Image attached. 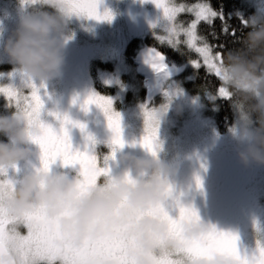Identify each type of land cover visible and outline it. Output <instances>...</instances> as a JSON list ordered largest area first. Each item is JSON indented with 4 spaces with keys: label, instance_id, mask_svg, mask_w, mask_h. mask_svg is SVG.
<instances>
[{
    "label": "clouds",
    "instance_id": "clouds-1",
    "mask_svg": "<svg viewBox=\"0 0 264 264\" xmlns=\"http://www.w3.org/2000/svg\"><path fill=\"white\" fill-rule=\"evenodd\" d=\"M43 6L51 10L37 8L22 14L3 45L21 79L37 84H45L59 74L69 23L63 0H46ZM248 28L241 47L225 53L221 73L237 106L234 135L239 158L245 165H264V17L251 19ZM163 114V108L154 112V122L159 123ZM39 135L40 127L30 123L24 111L15 109L0 115V136L7 137L0 140V176L6 178L9 169H15L34 154L32 139ZM120 159L137 173L132 182L128 175L108 176L82 194L79 175L70 177L64 172L37 168L25 173L13 190L5 189L0 205L14 221H22L26 213L36 208L42 209L49 220L58 223L62 243L72 248L122 230L120 235L134 244L127 250L134 264H154L155 257L174 254L183 247L180 240L169 234L168 224L148 212L164 205L174 169L157 154H125ZM212 226L201 218L184 221L182 240L198 239ZM9 230L14 231L11 226ZM5 246L4 264H23L15 241L7 239ZM181 259L184 264H235L231 257L221 254L211 259Z\"/></svg>",
    "mask_w": 264,
    "mask_h": 264
},
{
    "label": "snow or ice",
    "instance_id": "snow-or-ice-1",
    "mask_svg": "<svg viewBox=\"0 0 264 264\" xmlns=\"http://www.w3.org/2000/svg\"><path fill=\"white\" fill-rule=\"evenodd\" d=\"M25 6L43 5L46 0H21ZM67 5L69 16L94 18L97 20L111 19V14L105 12L103 15L98 11L102 0H63ZM151 2L162 11L164 21L162 30L165 35L157 36L161 43H167L173 48L185 46L189 51L195 52L198 59L191 61L195 68L204 67L208 74L215 76L221 83L217 89V95L224 99L233 97L232 91L225 86V77L221 73L224 60L225 44L209 42L207 37L198 32L201 23L210 27L219 18L222 22L224 16L221 12L213 9L210 3L199 2L192 6L176 3V0H151ZM191 14L194 18L187 24L178 21L180 14ZM245 25L247 21H242ZM222 33L235 36V29L229 33L226 23L223 24ZM214 39L219 41L218 34L213 30L210 33ZM183 37V39H182ZM152 67L157 71H165L164 57L156 51L150 53ZM0 79H3L0 76ZM43 84L25 82L21 79L18 85L15 83H0V96L7 101V106L24 111L29 122L36 123L41 129V135L34 137L32 142L38 146L40 152L41 167L37 170L49 171L50 166L59 159L63 166L79 165V176L82 178L79 184L81 193H85L91 186L97 185L102 179L110 176L108 161L115 158L116 148H123L125 141L122 136L121 115L114 111L113 101L110 98L93 94L85 100V105L95 104L99 107L106 119L107 126L112 132L109 144L111 152L100 156L95 152V139L88 136L93 145L92 148L80 150L74 148L70 136L69 126L79 127L82 131L85 125L72 121L67 115L61 116L57 112H49L60 121L59 128L53 127L45 122L42 117L44 110V99L42 94ZM154 111H145V135L140 144L152 155L157 154L158 123L153 119ZM7 176V175H6ZM129 182L131 178L129 177ZM196 184H201L200 178H196ZM15 183L0 176V200L3 198L4 190H13ZM171 186L168 188V196L171 195ZM179 214L173 218L163 205L150 208L149 214L158 216L168 224L169 234L181 241L183 247L174 254H161L154 259V264H184V259L203 258L211 259L216 254L231 257L235 264H264V243L257 241L255 250L249 255L242 253L238 248V237L231 232L219 231L213 225L210 230L200 238L184 241L181 237V225L184 221L199 219L196 209L192 206L179 204ZM10 226L14 231H10ZM25 229L21 232L19 229ZM117 230L111 235L98 239L87 240L80 248H72L64 243L60 233L59 225L49 220L42 209L36 208L26 213L22 221H14L9 218L0 205V264H4L3 256L6 253L5 242L7 239L15 241L16 251L23 259V264H104L111 261L112 264H134L127 255V250L134 247L130 240L124 239ZM259 231V229H258Z\"/></svg>",
    "mask_w": 264,
    "mask_h": 264
},
{
    "label": "flooded vegetation",
    "instance_id": "flooded-vegetation-1",
    "mask_svg": "<svg viewBox=\"0 0 264 264\" xmlns=\"http://www.w3.org/2000/svg\"><path fill=\"white\" fill-rule=\"evenodd\" d=\"M136 5H140L142 10L132 8L127 11L128 18L123 19L122 26L128 29L131 35L121 53L115 54L113 53L115 51H104V49L97 55L85 58V54L81 53L80 42H73L78 45L79 50L73 52V56L66 57L69 61L63 70V78L67 81L70 97L66 98L61 92V103L58 101L57 104L62 108L61 116L67 115L72 121L85 125L83 131L79 127L69 126L73 147L80 150L92 148L93 145L88 140L90 135L96 141L95 152L104 156L111 152L109 144L112 132L107 126L103 111L95 104L85 105V100L93 94L110 98L113 101L114 111L121 115L122 136L125 141L123 148H116L115 158L108 161L110 176L128 175L132 179L137 178V173L120 158L125 154L136 157H147L151 154L140 144L145 130L136 131L133 130V126L142 121L145 111L156 112L163 108L165 114L164 102L169 92L164 85L165 82L161 83L163 94L154 96L149 104L145 105L147 90L142 78L137 74L135 59L143 47H155L151 45L152 42L145 30L148 21L146 14L151 9L150 2L143 3L142 0H136ZM159 52L166 57L164 52ZM103 55L106 61L99 63L97 59ZM167 63L177 68L174 77L167 82L179 80L184 74V66H176L168 59ZM118 72L122 76L121 83L117 78L111 80L108 77L109 74L115 75ZM164 114L162 118L165 117ZM49 123L59 128L60 121L56 118L53 117ZM142 127H145V124ZM179 129L177 127L173 133L176 140L171 152L175 149L177 151L182 145L184 136L181 130L178 131ZM155 143L158 145V157L174 169V176L169 185L172 192L163 205L173 218L179 214L177 201L181 205L194 207L201 219L224 232L232 230L231 218L242 215L248 220L258 214L259 209L255 202L237 182L242 172L241 162H237V158L231 160L230 154L223 146V133L217 131L209 140L195 145L178 160H172L167 155L165 131L157 129ZM50 170L64 172L70 177L79 175V165L66 167L59 159L50 166ZM197 177L201 181L199 187L196 184ZM218 182L225 183V189L220 190L219 187L215 189L214 186Z\"/></svg>",
    "mask_w": 264,
    "mask_h": 264
},
{
    "label": "rangeland",
    "instance_id": "rangeland-1",
    "mask_svg": "<svg viewBox=\"0 0 264 264\" xmlns=\"http://www.w3.org/2000/svg\"><path fill=\"white\" fill-rule=\"evenodd\" d=\"M142 2H150L151 9L147 15V37L152 43L157 45L168 46L172 52L180 55H191L193 60L198 59L195 52L189 51L185 46L181 45L180 48H173L167 43H161L157 36H163L165 33L162 30L164 23L162 19V11L158 9L151 0H142ZM199 2H193L189 6L195 5ZM246 21H250L256 17H264V0H242ZM39 8L42 11H50L43 5L25 6L21 0H0V83H15L19 86L21 76L17 67L9 61V58L3 51L4 42L14 32L19 18L22 14ZM132 8L141 9L140 5H136V0H102L99 5L98 11L103 15L106 11L111 14V19L97 20L94 18L78 17L75 15L69 16V23L64 33L65 39V59L59 74L52 80L43 84L42 89L44 99V110L42 111V119L49 123L54 116H50L49 112H57L61 115L62 108L58 107V101L61 103V92L64 96L70 97L69 90L66 86L67 81L63 78V70L66 63L69 61L67 56H73V52L78 51V45L73 42L79 41L81 44V53H84L85 58L91 55H97L100 50H112L113 53L119 54L125 49L131 32L122 26L123 19L128 18L127 11ZM182 15H186L182 18ZM190 17V18H189ZM194 17L191 14H180L178 21L185 24L189 23ZM144 30V31H145ZM183 39V37H182ZM137 43L135 42L134 45ZM128 49V48H127ZM105 55L98 57L99 63H104L106 60ZM192 60L184 64V72L188 75L193 74L197 69L191 63ZM122 63V62H121ZM204 68V67H200ZM198 68V69H200ZM206 70V69H205ZM193 71V72H192ZM62 77V78H61ZM109 79L117 78L120 83L123 81L119 72L115 75L109 74ZM193 80L191 76H186L184 80H173L165 82L164 85L169 89L165 97V117L158 123L159 130L166 132V151L167 155L172 160H178L182 154L187 153L192 147L199 143L209 140L217 132L214 119L211 118L209 112L213 110L211 103L216 98H221L216 94L204 93L202 95L191 94L184 90L181 82ZM39 85V84H38ZM0 115H7L14 111L15 108L7 106V101L3 96H0ZM55 118V117H54ZM236 120L230 126H227L223 133V146L230 154V158H237V162H241L238 152L239 147L234 135V126ZM50 124V123H49ZM145 124V117L142 121L134 124L133 130H145L142 127ZM178 130L183 132V139L179 146L171 152V147L175 146L176 140L173 133ZM132 128V127H131ZM168 137V139H167ZM33 155L26 160L21 161L15 169H9L6 178L18 183L20 178L27 172L34 171L41 167L40 152L37 145H33ZM242 172L240 179L237 182L240 184L241 189L246 192L250 198L255 202L259 211L258 214L252 219H244L242 215H237L231 218V233L238 237V248L242 253L249 255L255 250L257 241L260 240L264 243V165L250 163L245 165L241 162ZM215 189L218 187L225 189V183L218 182L215 184ZM231 190V189H230ZM235 226V227H233ZM259 229V231H258ZM21 232L25 229L20 228Z\"/></svg>",
    "mask_w": 264,
    "mask_h": 264
},
{
    "label": "trees",
    "instance_id": "trees-1",
    "mask_svg": "<svg viewBox=\"0 0 264 264\" xmlns=\"http://www.w3.org/2000/svg\"><path fill=\"white\" fill-rule=\"evenodd\" d=\"M193 2L210 3L213 9L221 12L225 18L223 22L217 18L214 22V25L211 27L207 24L201 23L198 26V32L200 35L207 37L209 42L212 44H216L218 42L225 44L224 55L229 50H234L241 47V41L243 40L245 34L249 31V22L247 21L246 25L242 23V21H246L247 18L242 5V0H176V3H183L187 6L193 4ZM185 16L186 15H182V18ZM224 23L227 24L229 33L232 29H235L234 37L230 34L221 32ZM213 30L216 34H218L219 41L214 39L210 34ZM151 45L157 48L159 51L164 52L167 59L170 62L176 64V66L187 64V61L193 60L191 55L177 54L172 52L168 46H160L154 43H151ZM186 76H191L193 80H187L184 82L182 81L181 86L186 92L191 94H216L221 83L215 76L208 74L205 68L195 70L191 75H188L184 72L181 79L184 80ZM230 90L232 91V89ZM211 106L213 110L212 112H209V115L214 119L217 131L224 133L226 127L230 126L232 122L237 119V106L235 103V97H232L231 99L216 98L215 101L211 103ZM2 111L3 110H1L0 113H2ZM0 140H7V137L0 136Z\"/></svg>",
    "mask_w": 264,
    "mask_h": 264
},
{
    "label": "water",
    "instance_id": "water-1",
    "mask_svg": "<svg viewBox=\"0 0 264 264\" xmlns=\"http://www.w3.org/2000/svg\"><path fill=\"white\" fill-rule=\"evenodd\" d=\"M159 52L155 48L143 47L136 56L135 63L137 65V74L142 78L144 87L147 90L145 105H148L150 100L157 95L163 94L161 83L172 79L177 71V68L171 67L167 63V58L159 52L163 57V63L166 65L165 71H157L152 67L150 53L152 51Z\"/></svg>",
    "mask_w": 264,
    "mask_h": 264
}]
</instances>
